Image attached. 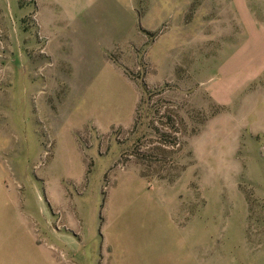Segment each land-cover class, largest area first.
Instances as JSON below:
<instances>
[{
  "label": "rangeland",
  "instance_id": "1",
  "mask_svg": "<svg viewBox=\"0 0 264 264\" xmlns=\"http://www.w3.org/2000/svg\"><path fill=\"white\" fill-rule=\"evenodd\" d=\"M0 264H264V0H0Z\"/></svg>",
  "mask_w": 264,
  "mask_h": 264
}]
</instances>
